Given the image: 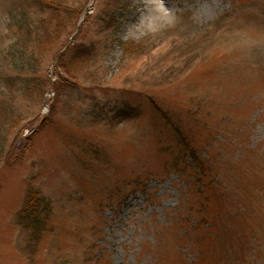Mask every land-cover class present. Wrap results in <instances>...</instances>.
<instances>
[{
  "label": "rangeland",
  "instance_id": "obj_1",
  "mask_svg": "<svg viewBox=\"0 0 264 264\" xmlns=\"http://www.w3.org/2000/svg\"><path fill=\"white\" fill-rule=\"evenodd\" d=\"M0 264H264V0H0Z\"/></svg>",
  "mask_w": 264,
  "mask_h": 264
}]
</instances>
